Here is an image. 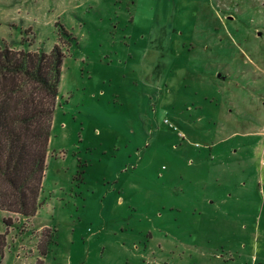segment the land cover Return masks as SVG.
Returning a JSON list of instances; mask_svg holds the SVG:
<instances>
[{"label": "rangeland", "instance_id": "rangeland-1", "mask_svg": "<svg viewBox=\"0 0 264 264\" xmlns=\"http://www.w3.org/2000/svg\"><path fill=\"white\" fill-rule=\"evenodd\" d=\"M56 45L41 206L0 210V264H264V0H0L1 49Z\"/></svg>", "mask_w": 264, "mask_h": 264}, {"label": "trees", "instance_id": "trees-1", "mask_svg": "<svg viewBox=\"0 0 264 264\" xmlns=\"http://www.w3.org/2000/svg\"><path fill=\"white\" fill-rule=\"evenodd\" d=\"M64 58L57 45L0 48V210L32 217L41 206Z\"/></svg>", "mask_w": 264, "mask_h": 264}, {"label": "crops", "instance_id": "crops-1", "mask_svg": "<svg viewBox=\"0 0 264 264\" xmlns=\"http://www.w3.org/2000/svg\"><path fill=\"white\" fill-rule=\"evenodd\" d=\"M50 155L48 154V157H49ZM43 183H44V181H43ZM48 226V225H47ZM45 227L44 229H47L48 227ZM50 234H51V232L49 233V236L48 237H45L46 238V240H45V246H43V244H42V241H41V246H42V250L43 251H45L46 250V247H48V245L50 244V241H51V236H50ZM44 238V239H45ZM43 239V240H44ZM42 256H44V254H42Z\"/></svg>", "mask_w": 264, "mask_h": 264}, {"label": "water", "instance_id": "water-1", "mask_svg": "<svg viewBox=\"0 0 264 264\" xmlns=\"http://www.w3.org/2000/svg\"><path fill=\"white\" fill-rule=\"evenodd\" d=\"M221 77V75H219Z\"/></svg>", "mask_w": 264, "mask_h": 264}]
</instances>
